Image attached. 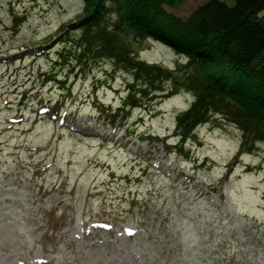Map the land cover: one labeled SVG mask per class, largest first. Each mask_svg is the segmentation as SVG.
I'll return each instance as SVG.
<instances>
[{
    "label": "rangeland",
    "instance_id": "obj_1",
    "mask_svg": "<svg viewBox=\"0 0 264 264\" xmlns=\"http://www.w3.org/2000/svg\"><path fill=\"white\" fill-rule=\"evenodd\" d=\"M84 6L0 0V264H264L263 136L243 147L229 103L182 136L194 92L145 70L152 92L129 97L143 84L133 64L79 54L84 27L61 33ZM116 17L107 3L104 23ZM122 37L136 62L179 78L186 58Z\"/></svg>",
    "mask_w": 264,
    "mask_h": 264
},
{
    "label": "trees",
    "instance_id": "obj_2",
    "mask_svg": "<svg viewBox=\"0 0 264 264\" xmlns=\"http://www.w3.org/2000/svg\"><path fill=\"white\" fill-rule=\"evenodd\" d=\"M83 1L84 10L76 24L65 25L61 33L84 27L78 39L79 54L110 55L117 64H133L132 87L143 82L147 70L173 79L170 94L179 87L193 91L196 103L177 118L176 128L186 132L182 136L203 123L208 114L224 112L221 105L229 103L236 120L244 125L242 146L259 142L254 138L259 135L264 141V0H233L230 6L225 0H206L185 19L169 12L184 0ZM107 3L117 10L114 25L104 23ZM123 34L159 42L186 58L183 70L176 72L179 78L159 66L136 62ZM154 81H144L129 97L148 95ZM121 107L116 116L125 112L126 106Z\"/></svg>",
    "mask_w": 264,
    "mask_h": 264
}]
</instances>
